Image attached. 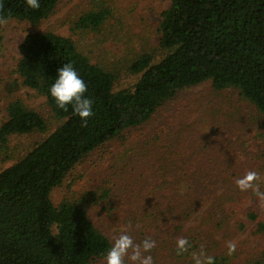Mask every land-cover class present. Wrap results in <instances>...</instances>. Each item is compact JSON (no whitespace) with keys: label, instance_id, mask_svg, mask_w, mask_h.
<instances>
[{"label":"trees","instance_id":"obj_1","mask_svg":"<svg viewBox=\"0 0 264 264\" xmlns=\"http://www.w3.org/2000/svg\"><path fill=\"white\" fill-rule=\"evenodd\" d=\"M58 2L39 0L40 7L32 9L25 0H0V14L8 21L35 25L48 18ZM109 16L102 7L84 11L73 22V31L96 32ZM156 32L157 47L165 54L156 63L151 53L140 54L129 66L131 73L140 74L139 79L116 92V76L91 64L71 38L35 32L19 44L14 73L21 86L44 97L51 117L61 123L0 172V264L104 262L112 241L90 220L88 201L65 199L55 204L51 194L88 154L110 141L122 146L132 140L135 148L116 167L112 179L125 172L132 178L122 188L130 193L125 199V220L137 230V243L152 238L153 252L181 263L194 264L193 254L203 252L213 256L215 264H231L219 253L220 243L214 237L225 228L228 232L246 228L238 218L246 191L235 183L241 169L231 152L233 146L214 145L217 139L223 141L218 137H206L207 144L199 140L174 145L177 134L188 132L189 126L178 127V123L195 109L190 101L173 112L165 125L145 137L137 136L181 92L206 82L213 93L233 92L252 107L264 130V0H169ZM66 63L73 64L87 84L85 95L94 101L87 126H82L71 105L62 110L50 95L57 70ZM5 112L0 151L13 136L47 131L45 117L18 99L10 101ZM113 181L99 189L98 196L92 193L94 204L107 203L117 192L116 183L122 180ZM207 204L199 223L184 229ZM246 215L256 223L252 232L264 240V223L258 221V214ZM178 237L187 238L191 245L181 255H177Z\"/></svg>","mask_w":264,"mask_h":264},{"label":"rangeland","instance_id":"obj_2","mask_svg":"<svg viewBox=\"0 0 264 264\" xmlns=\"http://www.w3.org/2000/svg\"><path fill=\"white\" fill-rule=\"evenodd\" d=\"M168 6L169 0H59L54 12L38 24L9 20L7 25L0 26V125L6 119V105L15 99L40 113L47 121V131L44 133L17 135L9 139L6 147L0 151V172L22 158L61 123L51 117L44 97L21 86L18 76L14 73L19 58L18 46L27 34L53 32L71 38L77 50L86 56L91 64L116 76L113 86V91L116 92L130 88L139 79L140 74L131 73L129 66L140 54L151 53L153 63L158 62L165 54L157 47L156 25L161 12ZM98 7L110 12L108 20L100 30L73 31V22L81 13ZM174 101L173 104L162 108L154 119L139 131L137 138L145 137L159 125H165L173 112L189 101L193 102L195 109L182 115L178 123V127L189 126L188 132L185 135L177 134L178 139L174 145L199 140L207 144L206 137L221 138L223 141L217 139L214 145L217 144L221 148L233 146L231 152L234 153L235 163L241 169L239 177L248 170H255L260 176L257 181L260 191L264 192V130L261 118L255 110L238 99L233 92L213 93L209 82L184 90ZM258 134L263 137L257 139ZM134 141L136 140L122 146L110 141L88 154L51 194L55 204L65 199L88 201L90 220L112 242L114 236L125 230L137 242V230L125 220V199L130 193H126L122 188V184L132 178L126 172L123 175L118 173V170V174L112 179L116 167H120L129 150L135 148ZM110 180H122L116 183L117 192L107 199V203L94 204L92 193L96 192L98 196L99 189L111 185ZM207 206L208 204L204 205L184 229L196 226ZM238 208V218L246 222V228L229 232V228H225L224 233L216 234L214 238L220 243L219 253L225 254L231 264H264V240L252 232L256 223L248 221L246 217L248 212L254 211L258 214V221L264 223V207L260 206L253 192L248 190ZM230 241H235L237 245L232 255H228L227 244ZM147 254L152 255L154 264H187L166 257L162 252L151 251ZM99 264H105V261Z\"/></svg>","mask_w":264,"mask_h":264},{"label":"clouds","instance_id":"obj_3","mask_svg":"<svg viewBox=\"0 0 264 264\" xmlns=\"http://www.w3.org/2000/svg\"><path fill=\"white\" fill-rule=\"evenodd\" d=\"M26 5L32 9L40 7L39 0H25ZM0 5V9H2ZM8 17L0 14V26L8 24ZM58 76L50 88V95L55 100L58 108L67 111L71 105L72 111L81 121L82 126H87V121L94 115V101L88 98L87 84L75 70L72 63H66L58 68ZM259 174L255 170H248L235 183L241 191L251 190L258 199L261 207H264V192L260 191L257 181ZM236 242L230 241L227 244L228 255L236 251ZM156 247V241L152 238H145L137 243L128 232L122 231L113 237L111 247L105 256V264H154V259L150 253ZM191 247L185 237H178L176 241L177 255L188 251ZM147 254V255H146ZM194 264H215V258L201 252L193 254Z\"/></svg>","mask_w":264,"mask_h":264}]
</instances>
